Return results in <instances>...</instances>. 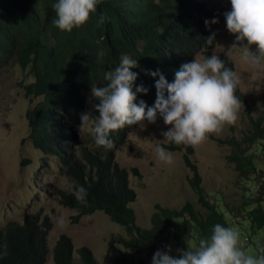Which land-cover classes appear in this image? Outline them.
<instances>
[{"label":"trees","instance_id":"16d2710c","mask_svg":"<svg viewBox=\"0 0 264 264\" xmlns=\"http://www.w3.org/2000/svg\"><path fill=\"white\" fill-rule=\"evenodd\" d=\"M56 2L0 0V70L12 61L19 63L24 70L32 68L35 82L21 86L27 97L43 100L28 112L31 137L37 148L59 157L63 172L75 183V192L80 185L88 190L86 205L77 200L75 192H58L61 205L77 212L72 218L73 223L104 212L130 235L131 239L124 241V251L150 259L157 250L167 251L166 246L170 245L172 237L182 247L184 236L195 238L198 243L200 238L211 235L217 223L233 227L238 212H224L206 197L199 169L191 158L193 147L169 142L161 145L184 152V164L192 174L189 185L207 215L201 216L190 202L180 209L157 205L151 227L141 228L137 225L134 209L130 207L137 198L135 190L130 187V172L120 167L114 152L94 147L93 136L79 149L74 147L76 141L70 127V120L78 119L85 106V93L97 82L99 86H105L108 83L105 74L117 67L122 57L137 60L138 67L133 68L138 74L134 86L142 84L148 92L137 93L136 103L143 100L148 107L155 104V84L159 79V75L149 73L159 70L172 83L182 64L198 55L210 57L213 44L208 45L206 40L213 33L212 24L206 26L205 21L215 18L208 10V3L201 0H102L91 19L69 33L53 24L56 13L52 6ZM37 9L46 13L45 20L39 18ZM101 15L106 17L103 24L98 23ZM47 35L55 41L54 45L46 40ZM101 51L104 52L102 58L98 56ZM219 58L234 71L233 63L226 56L220 55ZM236 94L247 107L253 129L241 141L228 138L217 139V142L233 149L228 162L235 166L241 181H264V169L253 152L255 147H262L264 151V115L255 118L250 102L242 97L239 87ZM122 130L111 134L115 144L125 138L127 131L120 139L116 138L122 135ZM209 139H214L213 135ZM132 172L141 178L138 169ZM259 196L260 199H253L255 206L245 204L239 212L244 216L240 225L247 223L252 233L251 236L244 230L238 231L245 249L251 246L247 243L254 235L262 233L264 238V185ZM227 213L232 218L230 221ZM51 230L49 217L42 213L28 214L24 223H12L0 229V264H47ZM124 251H119L114 264H130V257ZM74 255L71 238L61 236L53 250L54 264H77ZM78 256L80 264H100L89 248L80 249Z\"/></svg>","mask_w":264,"mask_h":264},{"label":"rangeland","instance_id":"374dc122","mask_svg":"<svg viewBox=\"0 0 264 264\" xmlns=\"http://www.w3.org/2000/svg\"><path fill=\"white\" fill-rule=\"evenodd\" d=\"M201 2L208 3V10L219 21L211 26V31L216 34L212 54L226 56L233 63L234 71L240 76L241 82L238 87L242 97L250 102L253 116L261 117L264 115V71L254 69L240 59L239 47L242 45L228 32L223 15L231 10L230 0ZM37 14L42 20L47 17L41 9H37ZM46 40L51 45L55 43L50 35L46 36ZM251 50L255 51V46H252ZM31 69L24 70L19 63L12 61L0 70V229L7 228L12 223H24L28 214L42 213L43 216H48L52 223V230L48 236L50 254L47 264H54L53 250L63 235L73 241L77 264H80L78 251L82 248L91 249L100 264H114L119 251H124V241L131 239L130 235L122 226L112 222L104 212H97L92 216L83 217L77 224L73 223L72 218L77 212L61 205L58 192H75V183L63 172L59 157L44 153L37 148L31 137L32 128L28 112L35 109L43 100L27 97L26 90L21 86L35 82ZM96 86H99V83ZM85 95L87 101L80 111L79 118L70 120L73 140L76 141L74 147L77 149L93 136L89 127H81V114L90 112L96 116L93 107L96 103L92 91ZM243 105L236 124L225 126L219 134H212L214 139H208L202 145L193 147L194 154L191 158L199 169L206 197L224 212L228 210L238 212V219L232 228L237 231L244 230L251 235L247 223L240 225L244 216L239 212L245 204L256 205L253 199L261 198L260 188L264 181L256 179L252 183L241 181L235 166L228 162L233 149L217 142V139L228 138L241 141L245 134L251 133L253 128L250 116L246 105ZM143 123L144 126L137 124L128 129L125 138L110 150L114 152L115 160L120 167L130 172V187L137 194L136 201L130 204V207L136 213L137 225L143 229L150 228L157 205L180 209L190 202L201 216H206L207 210L198 203V197L189 185L192 174L184 164V152L166 148L174 155V163L171 165L159 161L155 154L157 144L169 143L163 141L162 135L168 131L169 126H166L159 116L155 124L147 121ZM253 152L264 169L263 148L255 147ZM26 161L29 162L25 164ZM133 169L139 170L141 178L133 174ZM59 216H63L67 222V227L63 230L55 224ZM227 219L229 221L232 219L228 213ZM241 242L243 243L242 236ZM196 244L195 238L184 236L183 246L179 247L176 239L172 237L171 254L178 257L177 249L186 251L188 245L195 247ZM247 245H251L245 249L248 252L260 253V250L264 249L262 233L254 235L253 240L250 239ZM124 252L130 257V264L152 262L147 256H135L128 251Z\"/></svg>","mask_w":264,"mask_h":264},{"label":"clouds","instance_id":"9594fccd","mask_svg":"<svg viewBox=\"0 0 264 264\" xmlns=\"http://www.w3.org/2000/svg\"><path fill=\"white\" fill-rule=\"evenodd\" d=\"M101 2L57 0L52 6L56 13L53 24L70 33L86 24ZM230 4L231 10L223 15L228 32L242 45L239 47L240 59L250 67L264 71V0H230ZM105 19L101 15L98 23L103 24ZM217 23L218 19L205 21L206 26ZM215 35L213 33L207 38L208 45L213 44ZM244 41L247 43L243 44ZM252 46H255V51L251 50ZM98 56L102 58L104 52H99ZM135 67H138L137 60L130 56L122 57L119 65L105 74L108 82L105 86H96L99 82L92 86L96 103L93 107L99 115L81 114V127H89L95 144L105 150L115 147L114 140L110 138L113 132L123 129L122 135L116 137L120 139L128 131L125 126H144V121L155 124L157 113L169 126L168 131L162 133L163 141L197 147L212 134H219L225 126L235 125L244 108L236 94L240 76L226 67L215 53L210 57H194L182 64L172 83L159 70L149 73L159 75L155 84L156 101L152 107L143 100L136 103L137 93L147 94L148 89L142 84L134 86L138 76L133 72ZM154 151L159 161L168 165L174 163L173 153L161 144H157ZM75 195L81 204H87L88 190L84 186H77ZM55 224L61 230L67 227L63 216L57 217ZM166 247L167 251L154 253L151 264H264V249L258 254L248 252L241 242L240 233L219 223L214 225L211 235L200 238L195 247L188 245L186 251L177 249L178 257L170 254V245Z\"/></svg>","mask_w":264,"mask_h":264}]
</instances>
